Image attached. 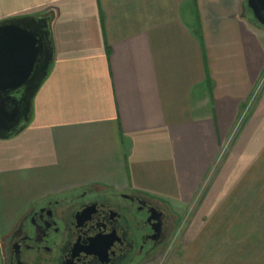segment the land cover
<instances>
[{
  "label": "crops",
  "instance_id": "0c3cea01",
  "mask_svg": "<svg viewBox=\"0 0 264 264\" xmlns=\"http://www.w3.org/2000/svg\"><path fill=\"white\" fill-rule=\"evenodd\" d=\"M244 9L0 0V21L46 19L52 48L27 126L0 140V264L31 208L86 188L162 206L175 222L162 264H264V171L212 170L253 94L242 134L264 124V28Z\"/></svg>",
  "mask_w": 264,
  "mask_h": 264
},
{
  "label": "flooded vegetation",
  "instance_id": "af4514ba",
  "mask_svg": "<svg viewBox=\"0 0 264 264\" xmlns=\"http://www.w3.org/2000/svg\"><path fill=\"white\" fill-rule=\"evenodd\" d=\"M133 193L86 188L31 208L4 242L5 264H151L174 231Z\"/></svg>",
  "mask_w": 264,
  "mask_h": 264
},
{
  "label": "water",
  "instance_id": "95a60500",
  "mask_svg": "<svg viewBox=\"0 0 264 264\" xmlns=\"http://www.w3.org/2000/svg\"><path fill=\"white\" fill-rule=\"evenodd\" d=\"M252 20L264 28V0H245ZM52 62L47 20L20 17L0 21V140L27 126L31 104Z\"/></svg>",
  "mask_w": 264,
  "mask_h": 264
},
{
  "label": "rangeland",
  "instance_id": "374dc122",
  "mask_svg": "<svg viewBox=\"0 0 264 264\" xmlns=\"http://www.w3.org/2000/svg\"><path fill=\"white\" fill-rule=\"evenodd\" d=\"M259 95L253 94L248 104L246 103L244 106L245 110L237 120V123L240 121L242 125L238 130H231L225 144L217 154L216 163L212 170L242 172L264 171V124H259L257 130L253 129L242 134V128L250 115V110L254 109L255 113L262 104L263 95ZM166 250L167 247L162 248L157 253L152 264H162L165 261Z\"/></svg>",
  "mask_w": 264,
  "mask_h": 264
},
{
  "label": "trees",
  "instance_id": "16d2710c",
  "mask_svg": "<svg viewBox=\"0 0 264 264\" xmlns=\"http://www.w3.org/2000/svg\"><path fill=\"white\" fill-rule=\"evenodd\" d=\"M244 13H245L246 16H247V14H248L247 17H248L249 21H250L253 25L259 26L258 24L255 23V21L252 20L251 15H249L250 13L248 12L247 9H244ZM249 16H250V17H249Z\"/></svg>",
  "mask_w": 264,
  "mask_h": 264
},
{
  "label": "built area",
  "instance_id": "2783aa9c",
  "mask_svg": "<svg viewBox=\"0 0 264 264\" xmlns=\"http://www.w3.org/2000/svg\"><path fill=\"white\" fill-rule=\"evenodd\" d=\"M235 125L236 126H234L233 130H235V129L238 130L240 128V126H241L240 121L238 123H236Z\"/></svg>",
  "mask_w": 264,
  "mask_h": 264
}]
</instances>
